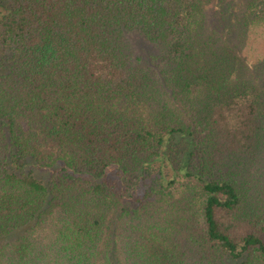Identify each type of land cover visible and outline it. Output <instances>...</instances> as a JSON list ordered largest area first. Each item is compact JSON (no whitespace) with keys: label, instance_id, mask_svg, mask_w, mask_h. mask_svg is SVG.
<instances>
[{"label":"trees","instance_id":"1","mask_svg":"<svg viewBox=\"0 0 264 264\" xmlns=\"http://www.w3.org/2000/svg\"><path fill=\"white\" fill-rule=\"evenodd\" d=\"M264 0H0V264H264Z\"/></svg>","mask_w":264,"mask_h":264},{"label":"rangeland","instance_id":"2","mask_svg":"<svg viewBox=\"0 0 264 264\" xmlns=\"http://www.w3.org/2000/svg\"><path fill=\"white\" fill-rule=\"evenodd\" d=\"M245 54L248 55L252 62L264 57V30L252 34L245 49ZM261 170H264V166Z\"/></svg>","mask_w":264,"mask_h":264}]
</instances>
